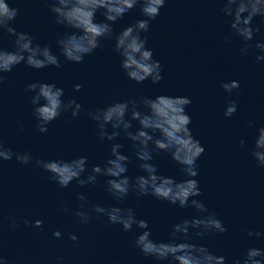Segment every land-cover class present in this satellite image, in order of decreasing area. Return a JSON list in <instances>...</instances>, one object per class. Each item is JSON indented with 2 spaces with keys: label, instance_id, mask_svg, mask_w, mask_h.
Instances as JSON below:
<instances>
[{
  "label": "water",
  "instance_id": "water-1",
  "mask_svg": "<svg viewBox=\"0 0 264 264\" xmlns=\"http://www.w3.org/2000/svg\"><path fill=\"white\" fill-rule=\"evenodd\" d=\"M9 4L19 9L13 22L16 30L29 33L34 44L48 45L58 55L55 41L69 30L54 23L45 0H9ZM221 6L218 0H166L160 15L150 22L149 31L141 34L147 36L146 47L163 69V79L157 85L128 80L120 69V57L111 51V39L102 40V48L85 56L80 64L60 57V68L35 70L22 63L5 74V83L0 87V140L15 153L30 154L33 163L21 165L13 157L0 165V255L11 264H156L133 246L139 235L135 227L125 233L119 225H108L105 217L95 215L90 223L80 224L72 214L79 203L77 195L87 198L89 208L95 204L132 208L137 219L148 222L152 238L157 241H167L172 225L180 220L198 217L194 209H179L151 196L137 198L133 193L117 204L108 195L102 177L84 188L77 187L75 181L60 188L46 172L34 166V161H68L87 156L89 171L93 165H102L111 145L99 142L96 126L86 113L116 101L158 95L186 96L191 100L186 108L191 117L189 127L204 148L197 160L195 179L201 191L197 199L215 212L227 228L223 235L195 237L190 233V242L224 256L226 264L249 248L264 249V237L247 236L248 231L264 233V169L257 167L249 154L256 129L264 127V61H256L259 53L254 48L241 56V41L236 37L225 43L229 27L218 10ZM139 19L144 17L137 6L112 26L114 33ZM260 20H253V27L260 28L253 44L264 42ZM101 21L103 16L97 13L96 22ZM0 46L11 50L10 39L4 37ZM233 80L239 82V88L231 94L224 93L221 82ZM37 81L63 88V99H75L81 104L80 114L75 119L70 112L62 114L47 126L46 133H39L29 103L32 94L25 92L28 84ZM76 84L82 85L81 91H73ZM230 99L236 100L237 109L225 119ZM248 121H253L255 127L248 128ZM242 139L243 148L239 146ZM114 143L122 144L121 151L129 157L128 175H143L137 167L133 145L123 134ZM152 163L159 174L177 181L184 179L179 167L165 154L154 153ZM64 207L69 213L63 211ZM9 217L20 222L19 228L9 227ZM25 219L30 224L41 220L43 225L25 227ZM55 231L61 232V239L53 238ZM69 233L75 234L77 241L69 240Z\"/></svg>",
  "mask_w": 264,
  "mask_h": 264
},
{
  "label": "clouds",
  "instance_id": "clouds-1",
  "mask_svg": "<svg viewBox=\"0 0 264 264\" xmlns=\"http://www.w3.org/2000/svg\"><path fill=\"white\" fill-rule=\"evenodd\" d=\"M218 2L222 5L218 10L226 18L229 27L225 43L236 37L241 41L242 46L238 49L241 56H247L249 50L254 48L259 53L255 57L256 61H264V42L251 43L254 35L260 31L259 27H253V20L260 17V24L264 25V0ZM45 3L54 17V23L69 30L55 41L58 55L48 45L34 44V38L29 33L18 32L13 22L19 15V9L11 7L9 0H0V41L4 37L11 41V50L0 46V87L5 83V74L22 63L35 70L60 68V57L66 62L80 64L85 56L102 48L101 41L104 39L114 40L111 51L120 57V69L128 80L136 84L150 81L152 85H157L163 79L162 66L153 59L152 50L146 47L147 36L141 34L149 31L150 22L160 15L166 0H45ZM137 6L144 19L137 20L118 34L114 33L112 26ZM97 13L103 16V21L96 22ZM81 88L82 85L76 84L73 91L79 92ZM220 88L224 93L231 94L239 88V82H221ZM25 92L32 94L29 103L36 121L35 128L41 134L46 133L47 126L62 114L70 112L71 118L75 119L82 110L81 104L75 99H63L64 89L55 83L33 82L26 86ZM190 103L191 100L186 96L158 95L155 98L116 101L103 108L90 110L86 115L96 126L97 139L111 145L109 156L103 164L93 165L89 171L88 157L81 156L68 161L37 159L34 166L46 172L60 188H67L73 181L77 187L84 188L94 185L97 178L102 177L108 195L117 204L123 203L129 193H133L137 198L151 196L179 209H194L198 217L182 219L172 225L167 241L154 240L148 222L137 219L130 207L106 208L95 204L89 208L87 198L78 194L77 210L72 214L82 225L90 223L95 215L105 217L108 225H119L125 233L135 227L139 235L133 241V246L143 257L152 258L156 264H226L224 256H217L207 247L190 242V233L195 237H203L227 232L216 213L209 211L197 199L201 196L199 183L195 179L198 175L197 160L203 155L204 148L189 127L191 117L186 108ZM236 109V100L230 99L224 111L225 119L230 118ZM247 127H255L254 122L248 121ZM121 134L133 145L137 167L143 175H128L129 157L121 151L122 144L114 143ZM239 146H245L243 139L239 141ZM154 153L168 156L179 167L184 179L177 181L159 174L157 166L152 163ZM249 154L257 167L264 169V127L256 129ZM13 157L21 165L33 163L30 154L15 153L0 140V165ZM63 211L69 213L67 207ZM8 220L10 228H19L20 222L15 217H9ZM22 223L25 227L34 228L43 225L41 220L30 224L25 219ZM52 235L54 239L62 237L60 231ZM247 236L261 238L264 233L248 231ZM68 239L75 242L78 237L69 233ZM0 264L11 262L0 255ZM231 264H264V249L249 248L242 256L232 259Z\"/></svg>",
  "mask_w": 264,
  "mask_h": 264
}]
</instances>
